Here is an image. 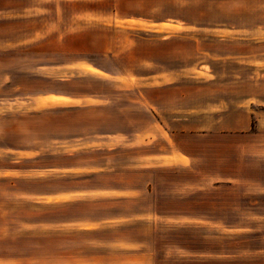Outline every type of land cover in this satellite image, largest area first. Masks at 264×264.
I'll return each instance as SVG.
<instances>
[{
  "label": "crops",
  "instance_id": "obj_1",
  "mask_svg": "<svg viewBox=\"0 0 264 264\" xmlns=\"http://www.w3.org/2000/svg\"><path fill=\"white\" fill-rule=\"evenodd\" d=\"M87 1H106L116 17L127 23H233V29L216 28L233 36L224 38L215 29L192 35L198 59L188 69L204 75L188 79L190 90L181 97L187 101L185 108L163 110L159 97L141 94L137 103H125L117 113L98 111L89 123L76 121L72 130L46 134V151L36 153L34 144L20 149L18 125L4 127V119L13 114H3V89L10 87L13 92L16 86L13 78L5 86L0 81L1 188L4 180L13 183L32 174L30 170L20 175L19 163H46V182L60 185L58 190L46 191V205L72 214L58 223L59 233L68 231L62 235L71 236L68 241L83 248L116 244L144 255L147 241L123 238L124 243H108L92 237L140 229L147 236L153 231L150 225L145 228L147 223L166 214L157 206L163 200L185 197L188 231L197 230L202 237L201 246L195 248L188 236V263L198 257L202 264H264V78L260 79L264 62L258 60L260 41H264V0H75ZM227 57L239 61L234 78H209L213 69L205 61ZM243 70L249 75L244 76ZM156 86L157 90L163 87ZM219 88L225 92L215 90ZM165 184L169 186L163 190ZM87 211L89 216L80 217ZM62 235L58 240L47 234L46 243L58 240L62 246L67 242ZM98 254L46 261L151 264L153 260L152 256L117 260L106 251ZM0 264L11 263L1 260Z\"/></svg>",
  "mask_w": 264,
  "mask_h": 264
},
{
  "label": "rangeland",
  "instance_id": "obj_2",
  "mask_svg": "<svg viewBox=\"0 0 264 264\" xmlns=\"http://www.w3.org/2000/svg\"><path fill=\"white\" fill-rule=\"evenodd\" d=\"M44 3L46 6H42ZM164 12L171 11L164 9ZM134 21H121L106 1L0 0V81L5 86L13 78L12 84L16 86L13 92L10 87L3 89V114H13V118L4 119V127L18 125L20 149L29 143L35 145V153L46 151V134L53 136L60 128L72 130L76 121L89 123L98 111L117 113L123 104L137 103L141 94L159 97L163 110L185 108L187 101L181 97L190 90L188 79L204 75L188 69L198 59L190 38L193 34L199 37L201 32L209 33V29L230 38L231 32L216 28L235 26L233 23L156 25L150 21L145 24ZM260 42L258 60L264 62V41ZM237 60L235 57L209 58L205 61L213 69L209 71V78L233 79ZM243 74L249 75V71L243 70ZM263 75L264 71H260V79ZM171 83L173 86H168ZM155 85L163 87L156 86L157 90ZM215 90L225 92L222 88ZM194 99L197 104L198 98ZM19 167L20 175L33 172L13 183L4 180L0 186L3 194L0 261L81 264L72 261L76 256H98L100 251H106L117 260L152 256L151 264H202L198 263V257L195 260L192 257L188 263V236L195 248L201 246L202 237L197 230L188 231L185 197L175 202L163 200L157 206L166 214L147 223L145 228L149 225L153 228L147 236L140 229L92 237L109 240L108 243H124L123 238L132 242L147 241L144 249L147 254L116 244L114 248L112 244L109 248H83L78 242H69L71 236L65 235L66 239L62 235L68 231L59 233L58 223L70 219L72 214L67 209L59 211L46 205V191L60 188L57 183L46 182V163H19ZM168 186L163 185V190ZM172 211L178 215H170ZM88 214L84 212L80 217ZM47 234L50 239L58 240L61 234L60 238L67 242L62 246L58 240L46 243ZM15 255H18L16 261ZM66 255L72 257L71 263L46 261V258Z\"/></svg>",
  "mask_w": 264,
  "mask_h": 264
}]
</instances>
